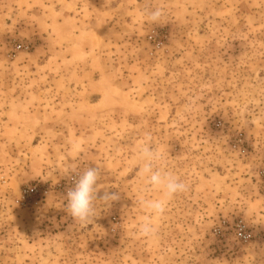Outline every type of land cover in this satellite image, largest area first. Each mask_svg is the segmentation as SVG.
<instances>
[{"label": "rangeland", "instance_id": "374dc122", "mask_svg": "<svg viewBox=\"0 0 264 264\" xmlns=\"http://www.w3.org/2000/svg\"><path fill=\"white\" fill-rule=\"evenodd\" d=\"M148 136L188 185L152 238ZM96 165L120 200L82 226L68 182ZM0 264H264V0H0Z\"/></svg>", "mask_w": 264, "mask_h": 264}, {"label": "clouds", "instance_id": "9594fccd", "mask_svg": "<svg viewBox=\"0 0 264 264\" xmlns=\"http://www.w3.org/2000/svg\"><path fill=\"white\" fill-rule=\"evenodd\" d=\"M163 15L164 10L158 7L148 13V18L155 23ZM163 159L162 151L153 145L150 136L146 137L137 151L138 174L144 182L146 191L159 192L156 198H144L140 201L147 216L139 224L138 231L146 238H152L157 234L158 225L153 222L154 218H162L171 200L188 190L187 183L161 163ZM102 172L103 169L99 165L87 167L75 180L74 187L67 191L66 210L82 226L94 222L97 216V202L110 207L112 202L120 200L119 193L110 192L107 187H103L104 191L100 192L101 186L98 181L101 180Z\"/></svg>", "mask_w": 264, "mask_h": 264}, {"label": "built area", "instance_id": "2783aa9c", "mask_svg": "<svg viewBox=\"0 0 264 264\" xmlns=\"http://www.w3.org/2000/svg\"><path fill=\"white\" fill-rule=\"evenodd\" d=\"M78 179L76 176L70 177L68 185L74 187L75 180ZM47 191H45L43 188H39L36 185L25 187L18 199L16 200V203L21 207H34L37 206L44 196L46 195ZM236 228L238 229V240L242 244L248 243L250 239V235L245 230V227L242 225V222L239 221L236 223Z\"/></svg>", "mask_w": 264, "mask_h": 264}]
</instances>
